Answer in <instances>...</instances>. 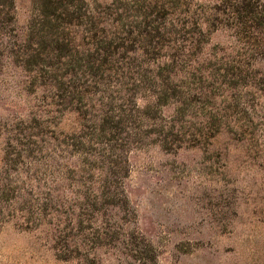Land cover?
<instances>
[{
	"label": "rangeland",
	"instance_id": "1",
	"mask_svg": "<svg viewBox=\"0 0 264 264\" xmlns=\"http://www.w3.org/2000/svg\"><path fill=\"white\" fill-rule=\"evenodd\" d=\"M0 264H264V0H0Z\"/></svg>",
	"mask_w": 264,
	"mask_h": 264
}]
</instances>
